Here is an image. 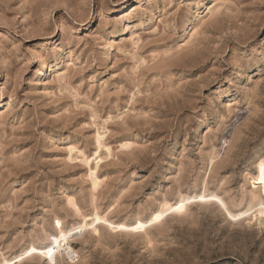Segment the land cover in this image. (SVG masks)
<instances>
[{"label": "rangeland", "instance_id": "1", "mask_svg": "<svg viewBox=\"0 0 264 264\" xmlns=\"http://www.w3.org/2000/svg\"><path fill=\"white\" fill-rule=\"evenodd\" d=\"M137 2L0 0V262L44 243L57 221L79 223L69 201L117 223L204 188L232 212L251 205L264 0ZM97 132L112 154L100 152L94 194L76 151L93 166ZM237 223L194 205L144 235L104 227L74 237V264H264V230Z\"/></svg>", "mask_w": 264, "mask_h": 264}, {"label": "bare ground", "instance_id": "2", "mask_svg": "<svg viewBox=\"0 0 264 264\" xmlns=\"http://www.w3.org/2000/svg\"><path fill=\"white\" fill-rule=\"evenodd\" d=\"M139 1L137 4H139ZM210 5V4H209ZM137 8H134L132 12L136 10ZM216 9V8H215ZM206 10H208V13L211 14L214 11V8H210L209 6H206ZM137 11V10H136ZM217 12V11H216ZM207 13V11H206ZM213 14V13H212ZM127 17V16H126ZM130 18V17H129ZM108 51H112V48L109 47ZM114 51V50H113ZM110 54V53H109ZM128 54V53H127ZM112 57V56H111ZM108 58V54L107 57ZM56 66L51 65L50 68H55ZM43 73L42 65L40 62H36L35 66L31 70L32 78L36 81L40 78V76ZM230 104L227 105V110L229 111ZM103 134L96 133L95 145H96V152L95 156L97 157L94 161L93 166H89V161L87 158H85L84 154L80 152L79 150L76 151V154L78 157H82L83 161L82 163H86L88 166V177L91 181V190L95 194V192L98 191L102 184V180L98 178L97 171L99 168V163L102 161L100 152L102 149L104 150V153L106 157L111 156L112 151L108 146H105L102 142ZM126 148H129L130 145H125ZM123 147V148H125ZM122 148V149H123ZM75 151L73 148H69L70 154ZM213 155V154H212ZM217 156V155H215ZM81 158V159H82ZM107 160V159H106ZM80 161V162H81ZM213 160H211L210 163H212ZM213 165V164H212ZM261 165H264V159H260V161L256 165V177H255V184L258 186L256 188L255 192H251L250 194V203L251 205L247 206L246 210L239 211V212H232L228 207L226 202L217 194L215 193H209L204 188L201 192L196 193L192 196H181L175 200L174 202H168L166 200L161 201L157 207V209L153 210L148 218H136L131 223H117L112 222L108 219L107 216L104 214H99L97 210L95 209L94 212L91 215L84 216L80 213L79 208L74 204V201H69V204L72 207V210L74 214L78 215L81 218V221L77 224H73L71 227H64L62 224H60V227L58 228L57 225H55L54 232L47 237V240H45L44 243L36 245V244H30L24 251H22L19 255L11 258L6 259L2 256V260L0 264H19L23 260L31 259L34 257H40L43 259L49 260V262H54L56 260V257L61 258V256L70 264H74L77 255L74 252V250L71 247V242L74 241V237H77L78 235L83 236L84 233L90 232L91 234L99 235V229H104V227H107L111 232L124 234L126 235H141V234H147L148 229H153L154 227H159L167 218L172 217H183L185 216L189 209L193 207L194 205L199 206H213L220 212H223L225 219L233 224L237 222L242 221H248V224H252L257 226L260 229L264 230V183L261 182ZM103 185V184H102ZM92 193V194H93ZM201 197H204L202 200ZM212 197H215L216 199H212ZM67 200V199H66ZM219 201V203L217 202ZM68 202V201H67ZM73 202V203H72ZM68 204V203H67ZM180 205H183L182 209L179 207ZM111 208V207H110ZM244 213H248L247 215H244ZM156 217H159L157 220ZM233 217H239V219H233ZM100 221V223H97V221ZM155 221V222H153ZM238 224V223H237ZM137 225H146L142 228V230H136ZM76 228H79L80 231H75ZM71 231L72 235L67 236V232ZM61 233H64L66 235V239L59 241V246H56V243L53 241L52 237L56 236L57 238L61 235ZM147 236V235H146ZM46 238V237H45ZM75 242V241H74ZM49 246H52L54 248V251L52 253V258H49L47 248ZM33 249L35 251H33ZM43 253V254H41Z\"/></svg>", "mask_w": 264, "mask_h": 264}, {"label": "snow or ice", "instance_id": "3", "mask_svg": "<svg viewBox=\"0 0 264 264\" xmlns=\"http://www.w3.org/2000/svg\"><path fill=\"white\" fill-rule=\"evenodd\" d=\"M260 172H261V182L264 183V165H261V169H260ZM201 199L203 200L204 197H201ZM212 199H216L215 197H212ZM219 203V201H217ZM181 209L183 207V205H180L179 206ZM262 207H264V205H262ZM248 213H244V215H247ZM156 219L158 220L159 217H156ZM233 219H239V217H233ZM155 222V221H153ZM97 223H100V221L98 220ZM146 225H137V227L135 229H133L134 231L136 230H142L143 227H145ZM57 227L59 228L60 227V223L59 221H57ZM75 231H80L79 228H76ZM72 235V232L71 231H68L67 232V236H71ZM53 241L56 243V246L58 247L59 246V241L60 240H64L66 239V235L64 233H61V235L57 238L56 236H53L52 237ZM33 251H35L33 249ZM54 251V248L52 246H49L47 248V252H48V255H49V258L51 259L52 258V253ZM43 254V253H41Z\"/></svg>", "mask_w": 264, "mask_h": 264}]
</instances>
